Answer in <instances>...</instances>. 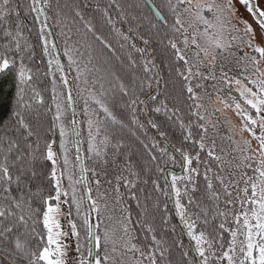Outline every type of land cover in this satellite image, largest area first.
Here are the masks:
<instances>
[{"label": "snow or ice", "instance_id": "snow-or-ice-1", "mask_svg": "<svg viewBox=\"0 0 264 264\" xmlns=\"http://www.w3.org/2000/svg\"><path fill=\"white\" fill-rule=\"evenodd\" d=\"M239 3L256 28L235 0H29L49 104L0 0V264H264V0Z\"/></svg>", "mask_w": 264, "mask_h": 264}, {"label": "trees", "instance_id": "trees-1", "mask_svg": "<svg viewBox=\"0 0 264 264\" xmlns=\"http://www.w3.org/2000/svg\"><path fill=\"white\" fill-rule=\"evenodd\" d=\"M28 2L29 0H12V6L16 7L17 5H21L19 8L20 11V21L24 25V32L22 34L23 38L21 39V44L27 43L29 48H34V61H28L26 60L25 63L28 67L32 69V72L35 74L34 79L36 80V87L41 91L43 97L45 98L46 102L51 104L52 103V84L50 81V78L48 76H45L44 73L47 71V68L45 67L47 59H42V51L41 47L38 42V25L33 21L32 15L27 14L28 10ZM65 0H61V6H63ZM70 2V0H69ZM103 6V4L101 5ZM56 5L53 3V8H55ZM50 16L53 15L52 12L48 13ZM14 19V17H13ZM43 19V18H41ZM49 23L53 24V31L55 33H58L60 31V28L55 25L54 21H49ZM71 79V77H70ZM170 91L172 90V87L170 85ZM179 91V84L177 83L175 85V93H178ZM29 95H31V92H29ZM27 99V97H26ZM85 99H88V94L86 92L82 91V95L77 96V101L79 104H83V101ZM16 106V99H15V87H14V81L13 77L11 75L8 76H0V116L5 117V123H7V114L9 112V108H15ZM71 111V109L69 110ZM50 115H42L40 121L37 123L38 129L41 130V134H43V131L47 129ZM83 119V117H80ZM134 150H136L138 153H141V149L137 145H133ZM176 172H179L180 169L177 167L175 169ZM161 184H163V177H161L160 180ZM150 191V189H149ZM153 199L156 198L157 194H152ZM144 193H141V199H143ZM163 199V198H161ZM163 206V205H161ZM169 209L172 208L171 203L168 205ZM130 208L133 212V215H135V212L138 210L135 207V201H132L130 203ZM171 215V213H170ZM173 224L177 223V220H173ZM179 232V229H178ZM173 238L178 239L179 237L174 235ZM185 242L187 243V238L185 237ZM173 255L175 258V262H179L180 260V254L178 251L173 250Z\"/></svg>", "mask_w": 264, "mask_h": 264}, {"label": "rangeland", "instance_id": "rangeland-1", "mask_svg": "<svg viewBox=\"0 0 264 264\" xmlns=\"http://www.w3.org/2000/svg\"><path fill=\"white\" fill-rule=\"evenodd\" d=\"M217 2H220L222 3L223 0H217ZM235 9H238V12H236V17H244V19L253 27V28H256V25L253 23V17L245 10L244 6H242L240 3H239V0H235ZM233 22L235 23L236 20L234 19ZM257 31H259V29H257ZM245 51H247V49H245ZM262 67H264V64H262ZM210 83V82H209ZM209 91L211 92L212 89L209 87ZM213 100H215V96L212 97ZM221 107V105L216 102V103H212V104H208L207 105V108H208V111L207 112H202L203 115L205 116H208L209 113L212 112V110L214 108H219ZM217 116L220 117L221 121L223 122L224 120V117L226 116L227 119L229 121H231V123L233 125L236 126V135H235V139L237 141H241L242 142V137H241V134L239 133V124H240V120L239 118L232 112L231 109H228L226 112H224L223 114H220V113H216L215 115H212L210 117V119H212L213 121L216 120ZM211 131V129H210ZM228 132V125L227 124H224L223 127H221L219 129V135L220 136H226ZM248 137V134L245 132L243 133V138H247ZM221 143V141L218 139V144ZM228 141L225 139L224 142H223V146L227 149L228 147ZM253 146H255V141H253ZM111 206V205H110ZM112 213L111 212H106L105 215H111ZM116 215H118V211L116 213ZM105 223L107 224L108 221L106 220Z\"/></svg>", "mask_w": 264, "mask_h": 264}]
</instances>
